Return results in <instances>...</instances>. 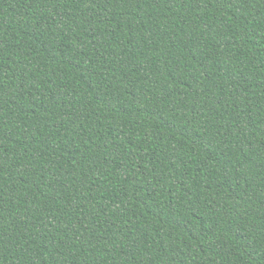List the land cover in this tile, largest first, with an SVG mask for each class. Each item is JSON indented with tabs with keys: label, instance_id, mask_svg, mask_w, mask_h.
<instances>
[{
	"label": "trees",
	"instance_id": "trees-1",
	"mask_svg": "<svg viewBox=\"0 0 264 264\" xmlns=\"http://www.w3.org/2000/svg\"><path fill=\"white\" fill-rule=\"evenodd\" d=\"M0 264H264V0H0Z\"/></svg>",
	"mask_w": 264,
	"mask_h": 264
}]
</instances>
